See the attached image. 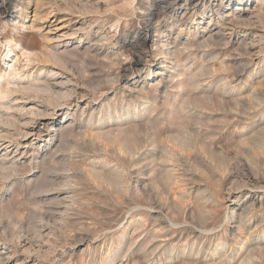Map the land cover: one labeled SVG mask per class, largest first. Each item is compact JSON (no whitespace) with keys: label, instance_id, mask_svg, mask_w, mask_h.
I'll return each instance as SVG.
<instances>
[{"label":"rangeland","instance_id":"obj_1","mask_svg":"<svg viewBox=\"0 0 264 264\" xmlns=\"http://www.w3.org/2000/svg\"><path fill=\"white\" fill-rule=\"evenodd\" d=\"M64 3L0 0L3 264H264V0Z\"/></svg>","mask_w":264,"mask_h":264},{"label":"bare ground","instance_id":"obj_2","mask_svg":"<svg viewBox=\"0 0 264 264\" xmlns=\"http://www.w3.org/2000/svg\"><path fill=\"white\" fill-rule=\"evenodd\" d=\"M40 1V0H39ZM53 1V0H52ZM61 1H63V3L65 2H67V0H61ZM74 1V0H73ZM166 1V0H165ZM75 2H76V0H75ZM64 3V4H65ZM80 4V3H79ZM95 4V3H94ZM4 7V6H3ZM42 7V6H41ZM161 8H164V6L163 7H161ZM38 10V9H37ZM41 10V9H40ZM67 10V9H66ZM163 10V9H162ZM161 10V11H162ZM99 12V11H98ZM42 13V12H41ZM161 13V12H160ZM158 14V13H157ZM183 14V13H182ZM185 14V13H184ZM51 15V14H50ZM147 15V14H146ZM37 16V19L39 20V21H41L42 20V18L44 17V16H46V14L44 15V14H37L36 15ZM144 16V15H143ZM156 16V15H155ZM35 17V16H34ZM158 17H159V15H157V17L155 18V19H153V18H146V19H144L145 20V22H146V27L147 28H150V29H152L153 27H150L151 25L150 24H148V23H150L151 21H154L155 23H157V22H159V20H158ZM141 20V19H140ZM230 21V20H229ZM232 21L234 22H236V20H233L232 19ZM231 22V21H230ZM156 25V24H155ZM159 26V25H158ZM234 26V25H233ZM225 27V26H224ZM61 28H63L62 26H60V27H58V28H56V30H59V29H61ZM147 28H146V31L147 32H149L150 30H147ZM157 29V28H156ZM181 29V28H180ZM179 29V30H180ZM138 30V29H137ZM156 31V30H155ZM162 31V30H161ZM220 31V30H219ZM145 32V31H144ZM156 32H160V31H156ZM160 37V36H159ZM11 40V39H10ZM21 41V40H20ZM206 41V40H205ZM99 42V41H98ZM101 42V41H100ZM151 42V45H154L155 46V43L153 42V40L152 41H150V38H148V35L147 34H145V38H144V41L142 42V44H141V46H143V49L144 50H146V47H144L147 43H150ZM174 42V41H173ZM146 43V44H145ZM208 43V42H207ZM138 45V44H137ZM168 45L169 44H161V45H159V46H157L156 45V47H157V49H159V55H164V57H171V56H175V53H176V49H173L172 51H170L169 49H168ZM199 45V44H198ZM178 47V46H177ZM102 48V47H101ZM164 48H167V49H164ZM181 48H182V46H181ZM55 50V49H54ZM71 50V49H70ZM89 50V49H88ZM164 50V51H163ZM43 51V50H42ZM64 51V50H63ZM58 52V51H57ZM145 52V51H144ZM44 53V52H43ZM89 53V52H88ZM67 54V53H66ZM74 54V53H73ZM96 54V53H95ZM177 54V53H176ZM90 55V54H89ZM158 55V54H157ZM47 56V55H46ZM72 56V55H71ZM86 56V55H85ZM92 56H93V54H92ZM134 56V55H133ZM87 57H90V56H87ZM86 57V58H87ZM132 57V56H131ZM135 57V56H134ZM133 57V58H134ZM93 58V57H92ZM140 58V57H139ZM139 58H137V59H135V66L136 65H138L139 64V62H141L142 60L141 59H139ZM48 59L50 60V61H53L54 63H60V64H63L62 62H64V60H62V58L61 57H59V55L55 52V51H50L49 53H48ZM48 59L47 60H45V61H48ZM64 59H67V58H64ZM88 59V58H87ZM134 60V59H133ZM140 60V61H139ZM39 61V60H38ZM91 61H93V60H91ZM97 61V60H96ZM82 62V61H81ZM96 63V62H95ZM103 63V62H102ZM100 64V63H99ZM64 65V64H63ZM130 68V67H129ZM136 69V68H135ZM138 70V69H137ZM160 71H163L162 69L160 70ZM52 73V72H51ZM50 73V74H51ZM158 74L159 75H162V72H158ZM8 77V76H7ZM6 77V78H7ZM52 77V76H51ZM12 78V77H11ZM10 78V79H11ZM50 78V77H49ZM163 78V77H162ZM7 80V79H6ZM36 80H37V82H38V84H29V85H24V86H22V85H20V84H14L13 85V88H9V89H7V91H6V94H8V93H15V92H31V93H33V94H39V93H44V94H48V96H51V95H54V96H57V97H55L56 99L58 98V97H60V95L61 96H64V97H67V98H70V97H68L69 95H70V93L68 92V91H65V92H63V93H59L57 90H53L52 89V87H53V85H52V87H51V85L46 81V80H42V79H39V78H36ZM35 80V81H36ZM67 80V79H66ZM162 81V80H161ZM33 82V81H32ZM50 82V81H49ZM63 82V81H62ZM29 83V82H28ZM27 83V84H28ZM7 84H10L9 83V81L7 82ZM54 86H58V84L57 85H54ZM77 88V87H76ZM65 90V89H64ZM72 91V90H71ZM70 91V92H71ZM61 92V91H60ZM3 93V92H2ZM74 93V92H73ZM1 94V93H0ZM5 94V95H6ZM41 95V94H40ZM75 95V94H74ZM8 96V95H7ZM30 96V95H29ZM39 96V95H38ZM43 96H45V95H43ZM47 96V97H48ZM2 97H4V96H2ZM32 97V96H31ZM41 97V96H40ZM79 97V96H78ZM54 98V99H55ZM82 98V97H81ZM2 99V98H1ZM27 99H28V97H27ZM39 99V98H38ZM42 99H43V97H42ZM45 99V98H44ZM60 99H61V97H60ZM66 99V98H65ZM64 99V100H65ZM19 100V99H18ZM67 100V99H66ZM27 101V100H26ZM43 101V100H42ZM47 101V100H46ZM57 101V100H56ZM59 101V100H58ZM58 101H57V105L58 104H60V103H58ZM10 102V101H9ZM1 103V102H0ZM49 103H51V102H49ZM41 106H45L44 104H40ZM51 105V104H50ZM18 106V105H17ZM56 106V105H55ZM46 107V106H45ZM50 107V106H49ZM48 107V108H49ZM0 108L1 109H4L5 111H9L10 109H12V105L11 104H9V103H1L0 104ZM32 108V107H31ZM37 109V108H36ZM19 110L21 111V110H23L22 109V106H19ZM44 110V109H43ZM40 111V110H39ZM26 113V112H25ZM28 114H33V115H39L38 114V112H34V111H32V109H30V110H28V112H27ZM26 113V114H27ZM45 113V112H44ZM43 113V114H44ZM25 114V115H26ZM27 114V115H28ZM42 114V115H43ZM47 114V113H46ZM45 114V115H46ZM8 115V114H7ZM41 115V114H40ZM41 115V116H42ZM5 116V114H4V112L2 113V111L0 110V123H4L5 124V122H4V120H2V118ZM37 117V116H36ZM6 118H7V116H6ZM9 118V117H8ZM9 119H7L6 120V124L9 122L8 121ZM25 120V119H24ZM28 120V119H27ZM14 121L16 122V120L14 119ZM32 123V122H31ZM10 125H12L13 127L16 125H14L13 123H11L10 122ZM1 127V126H0ZM2 128V127H1ZM8 128V127H7ZM23 129V128H22ZM16 130L18 131V132H20L21 131V128L17 125L16 126ZM4 131V133L3 134H0V138L2 139V138H11V135H9V130L8 131H6V130H3ZM26 131V130H25ZM17 132V133H18ZM26 132H32L33 133V131L32 130H28V131H26ZM21 133V132H20ZM21 134H23V133H21ZM38 134V133H37ZM18 135H19V133H18ZM25 135V134H24ZM12 137H13V134H12ZM23 137V136H22ZM15 138V137H14ZM8 139V140H9ZM13 139V138H12ZM5 140V139H4ZM11 140V139H10ZM9 140V141H10ZM8 145V144H7ZM6 145V146H7ZM62 150V149H61ZM159 151V150H158ZM166 154V153H165ZM167 156V155H166ZM53 159V158H52ZM167 161V160H166ZM166 164V163H165ZM162 165V164H161ZM1 166V165H0ZM160 166V165H159ZM1 168V167H0ZM4 169V168H3ZM1 170V169H0ZM168 170V169H167ZM249 170V169H248ZM102 174V173H101ZM122 174V173H121ZM1 175V174H0ZM51 175V174H50ZM53 175V174H52ZM120 175V174H119ZM2 176V175H1ZM56 176V175H55ZM101 176V175H100ZM103 176V175H102ZM60 177V176H59ZM257 177V176H256ZM66 178V177H65ZM252 178V177H251ZM254 178H255V176H254ZM253 178V179H254ZM52 179V178H51ZM253 179H247V181L248 182H251L252 183V181H253ZM257 179V178H256ZM260 179V178H259ZM66 181V180H65ZM115 182V181H114ZM183 182V181H182ZM254 183H255V185H256V181H253ZM261 183V182H260ZM47 185V184H46ZM250 186H252L251 184H249ZM247 186H248V184H247ZM254 186V185H253ZM259 186V185H258ZM46 187V186H45ZM257 187V186H256ZM42 188V187H41ZM44 188V187H43ZM253 188V187H252ZM39 189V188H38ZM46 189V188H45ZM43 190V189H42ZM59 192V191H58ZM246 209V208H245ZM250 210V209H249ZM160 213L161 212H159L158 211V214H156L158 217H161V215H160ZM252 213V212H251ZM248 217V216H247ZM165 218V217H164ZM166 219V218H165ZM249 219V218H248ZM245 220V219H244ZM243 221V219L241 218V222ZM244 222V221H243ZM168 223V222H167ZM241 224V223H240ZM45 225V224H44ZM160 226V225H159ZM170 226V225H169ZM243 226V225H242ZM247 226V225H246ZM37 228V227H36ZM39 228V227H38ZM44 229V228H43ZM41 230V229H40ZM186 230V229H185ZM160 231V230H159ZM6 233H4V235H5ZM38 234V233H37ZM34 235V234H33ZM40 235V234H39ZM158 236V235H157ZM36 239H37V237H36ZM26 240V239H25ZM27 241V240H26ZM29 241V240H28ZM35 241V240H34ZM36 241H38V240H36ZM31 242H32V240H31ZM30 242V243H31ZM40 243V242H39ZM25 246V245H24ZM32 246V245H31ZM27 247H29V246H27ZM254 248V247H253ZM257 248V247H256ZM261 248V247H260ZM40 249V248H39ZM259 249V248H258ZM261 249H263V248H261ZM38 250V249H37ZM264 250V249H263ZM253 252H254V250H253ZM261 252V251H260ZM147 253V252H146ZM145 254V253H144ZM251 255V254H250ZM250 255H249V257H250ZM247 256V255H246ZM249 257H247L248 259H249ZM5 261V259H4V257H3V255H2V253H0V264H3V262ZM244 262H246L245 260H244ZM243 262V263H244ZM141 263V262H140Z\"/></svg>","mask_w":264,"mask_h":264}]
</instances>
